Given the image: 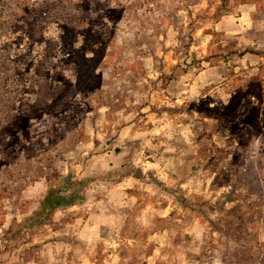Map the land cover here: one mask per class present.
Here are the masks:
<instances>
[{"label":"rangeland","instance_id":"374dc122","mask_svg":"<svg viewBox=\"0 0 264 264\" xmlns=\"http://www.w3.org/2000/svg\"><path fill=\"white\" fill-rule=\"evenodd\" d=\"M0 264H264V0H0Z\"/></svg>","mask_w":264,"mask_h":264}]
</instances>
